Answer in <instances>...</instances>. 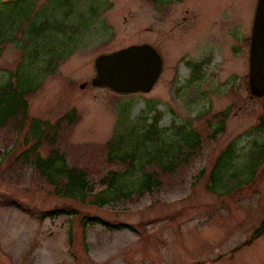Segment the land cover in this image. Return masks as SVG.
Returning a JSON list of instances; mask_svg holds the SVG:
<instances>
[{"label": "rangeland", "instance_id": "374dc122", "mask_svg": "<svg viewBox=\"0 0 264 264\" xmlns=\"http://www.w3.org/2000/svg\"><path fill=\"white\" fill-rule=\"evenodd\" d=\"M33 1L47 13L61 0ZM69 2L82 20L86 16L88 28L75 30L73 51L26 95L27 115L49 123L74 108L72 123H61L53 143L66 165L84 170L92 192L100 190L98 179L108 170L124 168L106 160L104 143L117 119L126 116L127 103L128 119L135 121L154 101L159 126L169 133L186 125L199 137V149L172 171L159 173L160 185L151 192L130 191L99 207L89 202L92 193L82 201L54 194L17 157L32 139L24 145L16 123L7 121L0 127V264H264V231L241 245L264 216V131L255 129L264 95L255 98L247 89L256 0ZM75 21L70 17L68 24ZM20 34L21 27L15 37ZM143 43L161 59L148 92L122 94L89 84L98 54ZM20 59V47L5 41L0 77ZM222 111L223 128L210 137L213 116ZM230 142L235 148L230 165L215 190H208L214 159ZM47 149L41 140L39 154ZM53 208H70L76 217L62 212L39 218ZM81 216L105 224L86 223L82 234ZM118 222L134 229L107 227Z\"/></svg>", "mask_w": 264, "mask_h": 264}, {"label": "trees", "instance_id": "16d2710c", "mask_svg": "<svg viewBox=\"0 0 264 264\" xmlns=\"http://www.w3.org/2000/svg\"><path fill=\"white\" fill-rule=\"evenodd\" d=\"M65 3L61 0L55 4L54 9H50L51 12L45 13V10L34 7L33 0H0V49L5 41H10L21 50V59L14 70L7 72L4 78L0 77V127L7 121H14V127L18 133H22L21 142L27 145L29 139H32L17 157L33 166L58 196L82 201L92 193L89 202L100 207L112 203L120 196H127L130 191L137 195L149 193L160 185L159 173H168L184 163L200 145L197 134L186 125H177L174 127L176 131L169 133L161 128V112L155 108L154 101L143 106L145 108L142 109V114L135 121L128 119L127 103L126 116L123 120L117 119L111 135L104 143L106 160L119 163L124 168L108 170L102 175L97 182L102 187L96 192H92L93 186L88 182L84 170L67 166L63 154L53 147L61 123H72L74 108L63 112L52 123L27 115L26 95L33 93L40 81L55 69L59 61L73 51L74 47L69 43L74 41L72 36L76 33L75 30L88 28L89 21L85 20L86 16L82 20L79 13L76 14L75 6L69 0L68 6ZM70 17L76 19V25L68 24ZM20 27L21 34L16 38V31ZM190 66L193 69L198 64ZM224 118L223 111L214 114L210 137L222 130ZM255 129L264 131V97ZM41 140L48 145L45 156H41L38 151ZM234 151L233 142H230L216 155L209 170V183L205 185L208 190L214 191L218 186L230 165ZM151 164L156 169L146 170L145 167ZM62 212L70 218L76 217L75 211L70 208H53L39 218L44 215L57 216ZM89 222L105 224L96 217L81 216L79 224L82 234L83 226ZM107 227L134 229L121 222ZM263 231L264 216L241 245H248Z\"/></svg>", "mask_w": 264, "mask_h": 264}, {"label": "water", "instance_id": "95a60500", "mask_svg": "<svg viewBox=\"0 0 264 264\" xmlns=\"http://www.w3.org/2000/svg\"><path fill=\"white\" fill-rule=\"evenodd\" d=\"M91 86H103L115 93H146L155 82L161 59L149 44H132L93 60ZM81 83L79 88H83ZM247 89L250 96L264 95V0H256L248 43Z\"/></svg>", "mask_w": 264, "mask_h": 264}]
</instances>
